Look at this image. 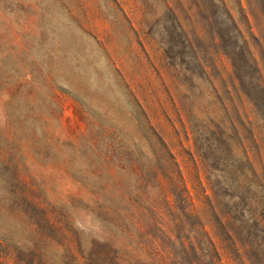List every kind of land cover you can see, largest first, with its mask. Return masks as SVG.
<instances>
[{"label":"rangeland","instance_id":"1","mask_svg":"<svg viewBox=\"0 0 264 264\" xmlns=\"http://www.w3.org/2000/svg\"><path fill=\"white\" fill-rule=\"evenodd\" d=\"M247 51L264 66V0H0V77L15 67L17 82L23 83L10 106V91L0 89V158L8 164L0 163V183L17 173L19 190L48 208L52 221L66 217L63 244L112 240L130 264L134 258L137 264H205L171 243L175 235L168 209L175 211L179 202L170 180L159 175L161 194L151 191L155 208L149 212L132 202L134 182L126 171L107 162L104 136L111 130L106 125L116 124L133 147L144 132L135 119L123 118L129 108L126 87L177 162L188 191L187 213L198 217L215 242L221 256L216 264H250L235 256L217 225L208 166L186 118L191 101L206 93L223 119L241 120L240 136L258 172L264 170V131L253 106L233 91V67L226 57L234 54L238 70L246 74ZM5 54L10 56L1 70ZM101 76L105 82L99 84ZM234 81L236 88L251 92L249 79L240 81L242 87ZM58 86L72 89L74 96ZM220 100L227 112L221 111ZM141 147L148 152V146ZM153 148L164 156L160 144ZM145 155L148 161L152 157ZM62 204L70 207L61 209ZM137 218L141 226H132ZM37 219L33 212L31 221ZM184 220L185 246H197L188 231L196 219ZM39 223V236L54 235ZM3 238L29 246L34 236L16 215L0 209ZM47 255L58 261L53 251ZM0 264L24 263L1 252ZM79 264L92 263L79 256Z\"/></svg>","mask_w":264,"mask_h":264},{"label":"trees","instance_id":"2","mask_svg":"<svg viewBox=\"0 0 264 264\" xmlns=\"http://www.w3.org/2000/svg\"><path fill=\"white\" fill-rule=\"evenodd\" d=\"M36 39L39 40L40 37H36ZM92 40L96 46L100 47L94 38ZM9 56V54H5L1 58V70L4 69V63ZM226 57L233 67L232 80H230L233 91L237 93V98L241 95L238 93H242L253 106L257 123L264 131V66H259L252 53L247 51L244 61L246 65L248 64L249 70L246 71V74H242L238 70V62H236L234 54L227 53ZM106 62L118 78L117 69L113 68L109 61ZM15 71L14 67L13 70H9L8 75L0 77V89L6 88L10 91L8 106L14 102L19 88L23 85V83L17 82ZM28 71L30 74L34 73L32 70ZM24 73L22 72L21 75L25 76ZM202 74L203 81L206 82L208 75L204 71ZM240 75L243 81L245 78L250 80L251 92L236 88L234 79L238 80L242 87ZM51 79L55 80L56 76L53 74ZM96 82L104 83L105 78L101 76L96 79ZM58 89L71 93V95L74 93L70 88L58 86ZM211 89L216 92L214 87ZM122 90L124 99L129 106L128 110L124 112L123 118L135 119L138 124L142 125L144 132L134 138L136 140L134 147L138 149L136 150L130 144L131 138H128L125 132H119L116 124L106 125L111 130L110 133L107 132L108 135L105 133L104 136L107 141V162H116L119 165L116 169L120 168L126 171L125 177L134 182L131 192L132 202L139 206L142 205L149 212L154 211L155 208L154 201L151 199V191L161 194V186L158 183L159 175L168 178L174 201L179 202V206H175V211L168 209L173 226L172 233L175 235V239L171 243H176L183 248L184 255L192 254L198 260L202 257L205 264H216L221 260V256L215 242L206 231L202 230L203 223L198 220V217L187 213L188 191L183 184L177 162L151 124L143 106L126 87H123ZM50 94L51 90L49 97ZM202 94L204 96L200 99L191 101L186 118L199 147V154L208 166L217 225L226 240L230 242V249L238 259L241 260L242 257H245L250 264H264V170L258 172L248 147L243 137L240 136V127L243 126L241 120L223 119L213 108L216 102L206 93L202 92ZM205 98L207 99L203 100ZM52 103L56 105L53 100ZM217 104L221 111H228L225 101H217ZM155 143L164 148V156L157 154L158 151L153 148ZM141 145L148 146V152L140 151ZM146 153L152 156L149 161ZM168 161L170 163L167 166ZM0 163L3 166L7 164L3 158H0ZM18 179L19 176L15 173L14 178L0 183V209L5 213L16 215L31 230L34 239L29 246L10 244L4 238L0 239V253H12L19 262L24 264H79V256L84 260H90L92 264L99 261L105 264H130L122 258V254L125 253L124 249L115 247L112 240L102 243L94 241L88 246H83L78 242L73 245L74 247L63 244L62 241L66 238L63 223L67 221L66 217L61 218L64 222L62 220L52 221L48 214V208L30 200L24 192L19 190ZM221 188H224L225 191L222 192ZM69 207L70 205H59L61 209ZM33 212L37 214V222H33V219L31 221ZM142 215L140 212V216ZM184 218L196 219V222L190 224L188 231L195 235L197 246L193 244L185 246V239L188 240V237L182 234L186 227ZM137 220V223H132V226H141L139 218ZM39 222L50 228L54 235L39 236L38 231L41 225ZM56 237H59L60 240H57V243L52 242ZM197 248L200 250L199 255H197ZM48 250L54 252V256L58 258L57 262L48 257ZM132 260L133 264H137V259Z\"/></svg>","mask_w":264,"mask_h":264}]
</instances>
